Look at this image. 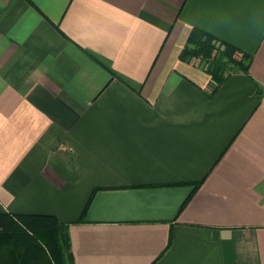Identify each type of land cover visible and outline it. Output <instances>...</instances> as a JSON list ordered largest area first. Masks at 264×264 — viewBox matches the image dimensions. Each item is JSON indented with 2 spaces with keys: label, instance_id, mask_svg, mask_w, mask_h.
Here are the masks:
<instances>
[{
  "label": "crops",
  "instance_id": "1",
  "mask_svg": "<svg viewBox=\"0 0 264 264\" xmlns=\"http://www.w3.org/2000/svg\"><path fill=\"white\" fill-rule=\"evenodd\" d=\"M0 212L71 264H264V0H0Z\"/></svg>",
  "mask_w": 264,
  "mask_h": 264
},
{
  "label": "trees",
  "instance_id": "2",
  "mask_svg": "<svg viewBox=\"0 0 264 264\" xmlns=\"http://www.w3.org/2000/svg\"><path fill=\"white\" fill-rule=\"evenodd\" d=\"M235 52L234 46L218 41L207 32L193 29L180 58L199 57L209 61L212 69L210 67L207 71L211 77V92H214L232 70H228L229 63L240 66L241 60H236ZM242 58L248 59V56L242 54ZM200 183H196L195 188ZM68 226L52 215L0 212V264H71Z\"/></svg>",
  "mask_w": 264,
  "mask_h": 264
},
{
  "label": "rangeland",
  "instance_id": "3",
  "mask_svg": "<svg viewBox=\"0 0 264 264\" xmlns=\"http://www.w3.org/2000/svg\"><path fill=\"white\" fill-rule=\"evenodd\" d=\"M225 60H226V59H225ZM204 61L208 64V68L211 67V69H212V65H211V63H210L209 61H206L205 59H204ZM227 64H228V63H227ZM230 66H231V65H230V63H229L228 70H229V68H231Z\"/></svg>",
  "mask_w": 264,
  "mask_h": 264
}]
</instances>
